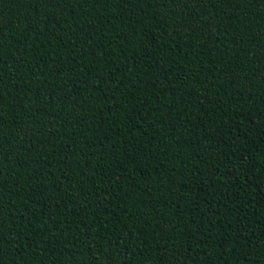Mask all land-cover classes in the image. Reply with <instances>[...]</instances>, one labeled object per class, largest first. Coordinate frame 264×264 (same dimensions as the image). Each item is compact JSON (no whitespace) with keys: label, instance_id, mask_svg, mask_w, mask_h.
<instances>
[{"label":"trees","instance_id":"1","mask_svg":"<svg viewBox=\"0 0 264 264\" xmlns=\"http://www.w3.org/2000/svg\"><path fill=\"white\" fill-rule=\"evenodd\" d=\"M0 264H264V0H0Z\"/></svg>","mask_w":264,"mask_h":264}]
</instances>
